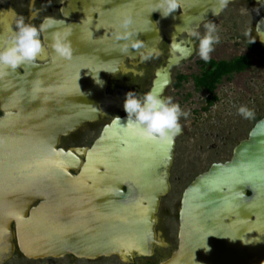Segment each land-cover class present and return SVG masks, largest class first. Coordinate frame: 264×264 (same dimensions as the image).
Listing matches in <instances>:
<instances>
[{
    "label": "water",
    "instance_id": "obj_1",
    "mask_svg": "<svg viewBox=\"0 0 264 264\" xmlns=\"http://www.w3.org/2000/svg\"><path fill=\"white\" fill-rule=\"evenodd\" d=\"M155 3L68 0L64 15L73 9L78 21L56 19L63 23L43 33V39L48 44L53 33H70L72 59L48 46L53 60L26 66L23 75L29 79L14 84L0 79L1 103L18 109L0 117L1 127H7L0 130V264L17 252L30 260L71 255L139 264L138 258L168 246L158 229L159 212L172 189L183 128L170 145L145 142L122 126L126 115L115 116L122 124L113 118L91 147L75 148L84 160L71 149L57 148L63 134L100 118L102 106L120 105L107 86L111 74L129 71L127 56L159 55L162 41L169 39L174 50L185 52L177 55L172 49L149 89L166 97L172 67L194 51L177 38L217 16L209 10L217 7L216 0H180L181 7L167 18L152 11ZM128 15L145 46L125 54L124 42L115 36ZM255 30L264 44V15ZM9 84L14 91L7 98ZM178 220L177 247L155 264H264V116L233 147L230 159L212 162L184 188Z\"/></svg>",
    "mask_w": 264,
    "mask_h": 264
},
{
    "label": "rangeland",
    "instance_id": "obj_2",
    "mask_svg": "<svg viewBox=\"0 0 264 264\" xmlns=\"http://www.w3.org/2000/svg\"><path fill=\"white\" fill-rule=\"evenodd\" d=\"M260 6L257 3L248 4L246 1L236 0L226 7L223 16L213 21L218 27L220 42L214 45L211 57L230 59L246 52L247 42L257 40L255 24L257 18L264 13V7ZM204 31L202 26L200 34H204ZM251 56V66L243 72H236L231 77L222 79L214 90L216 98L212 102L209 94L198 88L192 77L182 81L174 79L166 89V97L171 96L173 102L179 103L181 109L188 111L190 115L187 119L183 116L180 118L184 132L177 138L173 167L174 187L163 199L159 212L158 229L168 241V246L158 248L152 257L138 258L139 264H155L169 256L177 247L178 212L184 188L197 174L208 169L212 162L230 159L233 147L246 136L254 120L264 113V45L256 53H251ZM195 59L189 64H194ZM164 62L165 55L160 64ZM178 71L179 67L175 68L176 75ZM240 105L254 109L255 118L247 120L238 115L237 108ZM68 263L69 258L38 261L35 264ZM11 264L26 263L20 256H16ZM77 264L131 263H123L117 257H107L95 261L78 260Z\"/></svg>",
    "mask_w": 264,
    "mask_h": 264
},
{
    "label": "clouds",
    "instance_id": "obj_3",
    "mask_svg": "<svg viewBox=\"0 0 264 264\" xmlns=\"http://www.w3.org/2000/svg\"><path fill=\"white\" fill-rule=\"evenodd\" d=\"M229 3L230 0H216L217 7L209 10L213 15H218ZM180 7V0H156L152 11L159 12L162 17L167 18ZM206 13L203 14L204 17ZM30 18H34V14ZM62 23L63 21H57L53 17H45L40 25L37 26L32 23H26L25 17L21 16L16 21L15 30L12 32L8 43L3 48H0V78L7 75L9 70L15 71L21 66L34 64L46 46H50L57 56L65 60L72 59L73 47L67 40V35H70V33L67 35L53 33L46 38L50 40L47 45L41 39V33H47L49 29H53ZM132 24V17L130 15L124 16L120 21V28L123 31L118 32L115 36L118 42H124L121 52L125 54L129 53L130 49L135 50L137 53L145 46V42L137 38L138 33L131 30ZM203 26L205 29L203 35L195 29H188L187 35L199 41V58L209 62L211 53L214 51V45L220 42V36L215 23L207 22ZM152 56V52L142 54L140 62L144 63L151 59ZM93 78L97 84L102 86L103 82L100 81L98 75L93 76ZM123 107L127 113L126 124L121 123L120 117L114 119L127 130H131L138 139L157 144H172L175 137L182 132L181 116L187 119L190 115L188 111L181 109L179 103L173 102L171 96L164 97L161 93L154 90L144 92L142 95L129 91L126 94ZM237 114L247 120L255 118L254 109H250L246 105H240L237 108ZM205 251H210V248L205 247Z\"/></svg>",
    "mask_w": 264,
    "mask_h": 264
},
{
    "label": "flooded vegetation",
    "instance_id": "obj_4",
    "mask_svg": "<svg viewBox=\"0 0 264 264\" xmlns=\"http://www.w3.org/2000/svg\"><path fill=\"white\" fill-rule=\"evenodd\" d=\"M68 0H0V48H3L7 43L8 40L10 39L12 32L15 30V25L16 21L21 17H25V22L26 23H32L37 26L40 25V23L44 20L45 17H53L55 19H65V20H70L72 22H77L76 18V12H74L73 9L70 10V16H65L64 15V4ZM246 1L248 4H260L262 7H264V2L259 1V2H251L249 0H243ZM235 2V1H233ZM231 2V3H233ZM229 3V4H231ZM228 4V5H229ZM260 6V7H261ZM226 8L217 16L210 18L207 21H204L200 27H198L197 31L202 30V26L207 23V22H213L215 19L219 16H223ZM261 10V9H259ZM76 13V14H75ZM254 13V12H253ZM34 14V18H30V16ZM95 16L97 13L94 14ZM261 14L258 18L257 21L261 16ZM156 18V16H155ZM256 21V23H257ZM256 26V24H255ZM255 30V28H254ZM203 35V34H201ZM255 35H256V30H255ZM257 40L256 41H251L249 40L247 42V50L241 55L235 56L230 59H225V60H232L236 57L239 56H249L252 60L251 53H256L257 51L260 50V48L264 45L261 42H259L258 37L256 35ZM41 39H43V33H41ZM178 41H181V46H186L190 47L193 45L194 51L192 54L188 57L183 59L179 64L175 65L172 67V83L174 79H180V81L184 79H188L189 77H192V79H197L198 77L202 76L205 74L207 71L210 70L211 68V61H219V60H224V59H216L214 57H211L209 62H205L202 59L198 57V43L199 41L193 37H189L187 35V32H183L180 34V36L177 38ZM165 44L167 48H165ZM47 45V43H46ZM161 49V54L157 55L153 53V56L151 59L145 61L144 63L140 62V57H137L135 59H132L130 57H126L124 61V65L129 71H118L114 74H111L109 76V81H108V86H107V92L110 93L113 96H118L120 98V105L113 102L109 103L105 106H102L103 109V114L100 118L93 120V121H86L83 122L78 128L70 131L68 134H63L60 138L59 144L57 145V148H63L65 150L71 149L72 152H74L77 156H79L81 159H85L86 155L82 151H77L75 148H84V147H91V145L94 143V141L100 136L103 127L105 126L106 123L110 122L115 116H123L126 115L127 113L125 110L122 108L124 101H125V96L129 91H133L137 93L138 95H142L144 92H147L150 87L152 86L153 79L156 76V70L158 67L161 65H164L168 59V57L172 56L173 51L177 55H182L185 51H180V50H174L171 45V41L169 39H164L160 45ZM173 49V51H172ZM148 54V53H145ZM165 55V62L164 64H160V61ZM196 58V59H195ZM194 64H189L192 60H194ZM52 55L48 51V46L45 47V53L39 55L38 59L36 60L35 63L37 64H43L48 61H52ZM158 64V65H156ZM179 67V71L177 75L175 74V68ZM26 66H21L20 68L16 69L13 71L15 74L12 75V70H9L7 75H5L3 78L4 80H8L9 82H12L13 84L17 82L18 80L16 79H29L28 76H24L23 74L26 73ZM197 70V71H195ZM243 72V71H241ZM16 73H19L20 75H16ZM152 76V77H151ZM232 76V75H231ZM231 76H226L227 78ZM171 83V84H172ZM13 87L12 85L8 88V93L5 95L7 98L12 95L13 92ZM166 96V94H165ZM5 105L1 103L0 101V117L10 114L12 112H17L18 109H12L10 107H4ZM264 116V113L260 116H258L254 122L252 123V126L249 128L246 136L244 138H247L249 135L250 130L252 127L255 125L257 120L262 118ZM4 126L1 127L0 125V130H4V128H7L5 124ZM2 130V131H3ZM243 139V138H242ZM177 145H178V140H177ZM177 145H176V150H177ZM175 150V152H176ZM175 159H176V154H175ZM175 159L174 163L171 169V183H172V189L174 187L173 183V167L175 164ZM73 173H76V171H73ZM170 191V193H171ZM183 194V193H182ZM169 195V194H168ZM166 197V196H165ZM164 197V198H165ZM163 198V199H164ZM162 199V202H163ZM181 203V202H180ZM162 205V204H161ZM179 224V220H178ZM179 227V225H178ZM172 252V251H171ZM16 256H20V259L24 260L26 264L36 263L38 261H48V260H59V259H43V260H30L26 259L22 254L17 252L13 258ZM10 259L7 264H11V261L13 260ZM69 258V263L68 264H77L78 260H86V261H95L98 259L106 258V257H101L95 260H88V259H79L75 258L71 255L65 256L61 259H66ZM109 258V257H108ZM118 258V257H117ZM142 258V257H141ZM119 259V258H118ZM120 260V259H119Z\"/></svg>",
    "mask_w": 264,
    "mask_h": 264
},
{
    "label": "trees",
    "instance_id": "obj_5",
    "mask_svg": "<svg viewBox=\"0 0 264 264\" xmlns=\"http://www.w3.org/2000/svg\"><path fill=\"white\" fill-rule=\"evenodd\" d=\"M253 64V60L249 56H239L232 60L211 61V68L202 76L194 79L198 88L204 89L210 96L212 102L216 97L214 90L217 85L226 76H231L236 72H241Z\"/></svg>",
    "mask_w": 264,
    "mask_h": 264
}]
</instances>
